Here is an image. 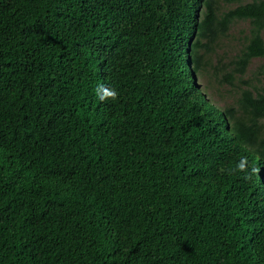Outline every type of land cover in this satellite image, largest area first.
<instances>
[{"label":"trees","instance_id":"obj_1","mask_svg":"<svg viewBox=\"0 0 264 264\" xmlns=\"http://www.w3.org/2000/svg\"><path fill=\"white\" fill-rule=\"evenodd\" d=\"M0 264H264V0H0Z\"/></svg>","mask_w":264,"mask_h":264},{"label":"rangeland","instance_id":"obj_2","mask_svg":"<svg viewBox=\"0 0 264 264\" xmlns=\"http://www.w3.org/2000/svg\"><path fill=\"white\" fill-rule=\"evenodd\" d=\"M245 28V23L242 21H236L234 22L230 27V33H231V37H232V41L231 42H221L219 43V45H216V51L214 52V56H212V61H214L217 57H219V55H225V58L228 57L232 52L234 47L236 46L237 42H238V38L240 37V31L244 30ZM257 60H255L252 64L256 63ZM196 81L199 83V85L201 87H204V83L207 82V73L203 72L201 75H198L196 77ZM207 97L217 106H221L224 105L228 102H230L231 97H230V93L227 91L223 92V97L220 98L217 95V90L215 88H211L209 85L207 87V83H206V90H205Z\"/></svg>","mask_w":264,"mask_h":264},{"label":"clouds","instance_id":"obj_3","mask_svg":"<svg viewBox=\"0 0 264 264\" xmlns=\"http://www.w3.org/2000/svg\"><path fill=\"white\" fill-rule=\"evenodd\" d=\"M103 98H112V99H115L116 98V93L114 90H107L105 89L104 90V97ZM245 167H246V160L245 161H242L239 165H238V168L240 171H244L245 170ZM258 171L257 169H253V172H256Z\"/></svg>","mask_w":264,"mask_h":264}]
</instances>
